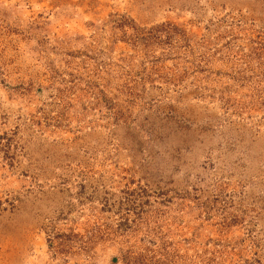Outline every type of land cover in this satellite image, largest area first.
Instances as JSON below:
<instances>
[{
    "label": "rangeland",
    "instance_id": "obj_1",
    "mask_svg": "<svg viewBox=\"0 0 264 264\" xmlns=\"http://www.w3.org/2000/svg\"><path fill=\"white\" fill-rule=\"evenodd\" d=\"M0 264H264V0H0Z\"/></svg>",
    "mask_w": 264,
    "mask_h": 264
}]
</instances>
